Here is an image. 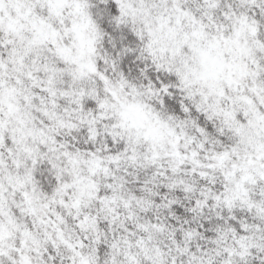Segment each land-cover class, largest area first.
Listing matches in <instances>:
<instances>
[{"label": "snow or ice", "instance_id": "obj_1", "mask_svg": "<svg viewBox=\"0 0 264 264\" xmlns=\"http://www.w3.org/2000/svg\"><path fill=\"white\" fill-rule=\"evenodd\" d=\"M0 264H264V0H0Z\"/></svg>", "mask_w": 264, "mask_h": 264}]
</instances>
